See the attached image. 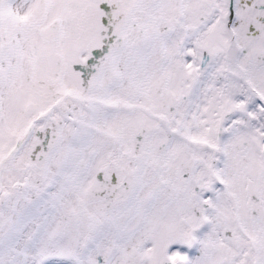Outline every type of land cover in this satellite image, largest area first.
Masks as SVG:
<instances>
[{"label":"snow or ice","instance_id":"obj_1","mask_svg":"<svg viewBox=\"0 0 264 264\" xmlns=\"http://www.w3.org/2000/svg\"><path fill=\"white\" fill-rule=\"evenodd\" d=\"M0 264H264V0H0Z\"/></svg>","mask_w":264,"mask_h":264}]
</instances>
